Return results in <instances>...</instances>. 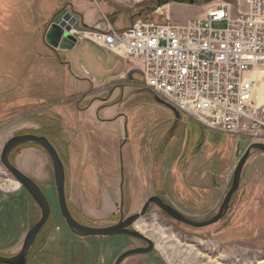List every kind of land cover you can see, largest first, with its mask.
Returning <instances> with one entry per match:
<instances>
[{"label": "rangeland", "instance_id": "obj_1", "mask_svg": "<svg viewBox=\"0 0 264 264\" xmlns=\"http://www.w3.org/2000/svg\"><path fill=\"white\" fill-rule=\"evenodd\" d=\"M219 3V0H41L40 8L56 24L68 14L64 6H73L74 12L70 13L77 20L75 29L81 30L83 24L92 25L103 16L118 28L149 18L174 25L186 24L205 18L207 10ZM159 9L162 14L156 13ZM214 27L223 28L224 24ZM43 37L33 32L30 41L25 40L15 50L17 55L11 56L8 52L0 56V90L8 88L9 93L19 96L13 101V107L28 103L45 110L33 113L37 109L0 106V156L6 142L15 134L36 128L27 121L41 120L55 125V134L59 135L55 145L67 159L68 206L82 224L98 228L111 226L118 222L121 208L124 217H129L139 213L154 196L194 221L215 216L231 188L239 161L249 146L256 143L246 137L210 131L190 118L182 117L176 127L173 113L154 101L153 94L144 88L141 76L128 80L130 71L122 60L106 55L88 41H76L71 51L54 50L47 45L49 50L44 47ZM39 60H47L50 68L38 70ZM51 63L61 64L62 69L53 70ZM119 72V79H111ZM75 95L87 97L81 102L83 110L98 102L103 119L123 116L116 123L106 124L94 119L97 109L84 114L99 144L98 151L85 161L81 152H87L82 148L86 145L80 140L76 144L68 143L70 136L79 133L66 121L74 115L69 106L61 109L55 105ZM76 102L71 103L76 105ZM124 124L129 128L125 145ZM70 145L75 150L72 147L68 152ZM26 147L13 156L14 161L21 170L23 164L34 166L30 176L47 186L44 192L52 199L53 191L48 188L54 184L51 162L40 150L31 145ZM6 178L0 162V194L25 204L20 188L3 185ZM6 213L4 218L0 212L3 218L0 255L13 257L19 254L23 243L20 237L30 226L28 209L11 205ZM59 213L56 210L44 227L35 251L29 255V264H115L121 254L145 245L125 235L77 238L65 228ZM31 218L33 223L36 219ZM132 229L150 239L154 249L149 254L129 257L122 264H264V153L250 154L239 189L227 214L217 224L202 229L189 227L151 205ZM45 242V248L38 254L36 249H41Z\"/></svg>", "mask_w": 264, "mask_h": 264}, {"label": "built area", "instance_id": "obj_2", "mask_svg": "<svg viewBox=\"0 0 264 264\" xmlns=\"http://www.w3.org/2000/svg\"><path fill=\"white\" fill-rule=\"evenodd\" d=\"M219 1L205 18L180 25L149 18L118 28L103 16L81 30L72 17L65 26L139 71L144 88L181 117L264 144V0Z\"/></svg>", "mask_w": 264, "mask_h": 264}, {"label": "water", "instance_id": "obj_3", "mask_svg": "<svg viewBox=\"0 0 264 264\" xmlns=\"http://www.w3.org/2000/svg\"><path fill=\"white\" fill-rule=\"evenodd\" d=\"M181 3H183V1ZM71 17L73 18L72 25H74L77 20L74 18V16L71 13H68L61 19L60 23H56V24L52 23L51 27L48 29L45 35V42L52 49L71 51L76 47V41H77L76 38L73 37L71 34H69L70 28H66L65 26V21H67ZM134 73H138L141 75V73L136 70L129 72V74H134ZM154 101L159 105L168 108L173 113L176 119V123H178V121L181 120L182 118L181 115L172 106H170L169 104H167L166 102L155 96H154ZM26 144H34L41 147L49 156L54 170L55 182L59 196L60 211L67 223V226L74 234L82 238L113 237V236L125 235L135 239L144 240L148 244V247L145 249L137 248L121 254L115 264H121L127 258L135 255L148 254L154 249L153 242L150 239L141 235L138 231L134 229H129L130 226L134 225L139 219H141L146 214L148 207L152 204H156L163 212H165L172 219L193 228L200 229L217 224L227 213L232 197L239 188L242 171L249 159L250 154L253 151H260L264 153V144L262 143H256L249 146V148L246 150L245 154L242 156L241 160L239 161L235 169L233 183L229 193L227 194L218 214L211 220H208L206 222H197L190 220L187 217L183 216L178 211H176L175 209L166 205L158 197H151L148 200V202L145 204L143 210L140 213L135 214L129 217L128 219H126L125 221H121L116 225H112L109 227H102V228H93V227L83 226L77 223L71 216L70 211L66 204L65 193H64L65 192L64 166L61 160L59 159L57 152L55 151L53 146L49 143V141L46 138L37 137L33 135L12 137L10 140H8V142L5 144L2 150L0 156L1 164L15 178V182L22 185L24 189L36 200V202L39 204L41 208L42 217L40 221L28 232L21 252L13 257H6L0 255V264H27V257L31 250V247L35 242L38 233L45 226L50 216L49 203L45 198V196L43 195L40 188L38 187V185L10 163L11 153L17 147Z\"/></svg>", "mask_w": 264, "mask_h": 264}, {"label": "flooded vegetation", "instance_id": "obj_4", "mask_svg": "<svg viewBox=\"0 0 264 264\" xmlns=\"http://www.w3.org/2000/svg\"><path fill=\"white\" fill-rule=\"evenodd\" d=\"M189 2H192V1H189ZM139 76H141L140 74H138V73H134V74H129L128 73V75H127V78H128V80L129 81H133V80H135L137 77H139ZM77 103V104H76ZM75 104L76 105H73L71 102H67L66 104H64L62 107H60L61 109H66L68 106H69V111L74 115V118H68L66 121H68L71 125H70V127H71V129L72 128H75L79 133L78 134H73L72 136H70V139L71 140H69L68 141V143H72V144H76V142L78 141V140H80L81 141V143H82V145H86V146H83L82 148L84 149V150H86L87 152L86 153H83V152H81V155H82V160H90L91 158H92V155H93V153H96L97 151H98V140H97V134L95 133V131L92 129V128H90L91 126L88 124V121L86 122L85 120H84V114H86V113H88L89 112V109H87V107L86 108H84V110L83 109H81V105L79 104V103H81V101H80V99H79V101H77ZM71 107H74V108H72V111H71ZM59 109V108H58ZM57 109V110H58ZM79 110H81V111H79ZM69 112V113H70ZM102 111H101V108L100 109H97L96 111H95V113H94V119L95 120H97V121H101L102 123H106V124H113V123H116L120 118H123V116L122 115H120V116H118V117H115V118H111V119H103V118H101L100 117V113H101ZM175 118V117H174ZM60 120H62V121H65V120H63V119H61V118H59ZM85 121V122H84ZM56 122V121H55ZM54 122V123H55ZM179 122H181V120L180 121H178V123ZM47 124H45L44 122H42L41 120L39 121V120H35V121H33V124L36 126V128H34V129H32V128H26V130H22V131H20L18 134H15V136H23V135H33V136H37V137H43V138H46L48 141H49V143L53 146V148L55 149V151L57 152V154H58V156H59V159L61 160V162L63 163V166H64V170H65V199H66V204H67V207H68V209H69V211H70V214H71V216L73 217V219L77 222V223H79V224H81V225H83V226H87V227H91V226H88V225H85V224H82L81 223V221H79L78 219H77V217L71 212V210H70V208H69V206H68V199H67V190H66V176H67V173H66V164H65V160H67L66 159V157H65V155H63V154H61V152H60V150L56 147V145H55V142L56 141H59V139H57V138H59V135H56L55 134V131H54V128H53V126H55V125H52V124H48V122H46ZM57 123V122H56ZM60 123V122H59ZM58 123V124H59ZM63 123H66V122H63ZM33 125V126H34ZM179 124H177V123H175V126L177 127ZM90 129H91V131H90ZM122 133H123V137H124V140H123V143H124V145L126 144V141H127V138L129 137V128L126 126V124H124V126H123V129H122ZM203 135H204V133H202V137H200V139H202L203 138ZM15 136H13V137H15ZM106 139V138H105ZM79 141V142H80ZM202 141V140H201ZM84 142V143H83ZM101 142V141H100ZM7 143V142H6ZM102 143V142H101ZM29 145H31L32 146V148H35V149H38V150H40L41 152H43L47 157H48V159L50 160V158H49V156L47 155V153L41 148V147H39V146H37V145H34V144H26V145H22V146H20V147H17L12 153H11V155H10V163L14 166V167H16L20 172H22L25 176H27L28 178H30L32 181H34L37 185H38V187L40 188V190L42 191V193H43V195L45 196V198L47 199V201H48V203H49V206H50V216H49V219H48V221H47V223L45 224V226L48 224V222L51 220V218L52 217H54V212H56V210L58 211V213L59 214H61V211H60V203H59V196H58V190H57V186H56V182H55V176H54V170H53V166H52V163H51V166H52V176H53V178H54V180H53V182H54V184H53V186H52V184H50L49 186H48V188H51V190L53 191V197H52V199H50L49 198V195L48 194H46V192H44V189L43 188H47V186L46 185H42V184H40L39 182H38V180H36L35 178H33V177H31L30 175H28L27 173H25L23 170H21L17 165H16V163H15V161H14V158H13V156L14 155H16V154H19V152L21 151V149L23 148V147H26V148H31V147H28ZM65 145V144H64ZM201 146V145H200ZM200 146H198V147H200ZM74 148V150H75V147L73 146V145H70L69 147H68V152L70 151V150H72L71 148ZM197 147V146H196ZM186 150H185V152L187 153L188 152V147H186L185 148ZM100 150H102V147H100ZM81 151V150H80ZM2 153V152H1ZM102 154V153H101ZM68 155H69V158H70V153H68ZM100 156V155H99ZM98 156V157H99ZM120 156H121V154H120ZM100 158V157H99ZM121 161H122V157H121ZM1 162V161H0ZM51 162V161H50ZM3 166V165H2ZM3 168H4V171H5V177H8V178H6V179H4L3 181H4V183H3V185L4 186H9V188H15V186H16V188H20V191L22 190V193L24 194V200H25V204H21L20 202H17V201H12V200H10V198L9 197H7L6 195H2V194H0V212H2V213H4V218H7L6 216H7V211H8V208H9V206H11V205H16V207L19 205L20 207L21 206H26V208L28 209V213H27V221L30 223V226H28V228L26 229V231H25V233L23 234V236L22 237H20L21 239H23L22 241H23V243H22V246H21V249H20V252H21V250H22V248H23V245H24V242H25V239H26V236H27V234H28V232L40 221V219H41V217H42V211H41V208H40V206H39V204L36 202V200L24 189V187L22 186V185H20V184H18L17 182H15V178L8 172V170L3 166ZM233 178H234V176H233ZM121 179H122V182H123V164H122V162H121ZM14 184V185H12V184ZM233 183V182H232ZM240 186V185H239ZM231 187H232V185H231ZM231 189V188H230ZM239 189V188H238ZM230 191V190H229ZM229 191H228V193H229ZM238 191V190H237ZM227 193V194H228ZM235 195V194H234ZM234 195H233V197H234ZM227 196V195H226ZM154 197H158V196H154ZM233 197H232V199H233ZM159 199H161L160 197H158ZM226 198V197H225ZM225 198H224V200H225ZM150 199V198H149ZM148 199V200H149ZM148 200L145 202V204L148 202ZM166 205H168V206H170L169 204H167L163 199H161ZM224 200H223V202H224ZM223 202H222V204H223ZM231 202H232V200H231ZM231 202H230V205H231ZM33 203V204H32ZM145 204H144V206H145ZM222 204H221V206H222ZM152 205H156V204H152ZM121 206L123 207V198L121 199ZM144 206H143V208H144ZM151 206V205H150ZM149 206V207H150ZM157 206V205H156ZM221 206H220V208H221ZM149 207H148V209H149ZM158 207V206H157ZM171 208H173L172 206H170ZM143 208H142V210H143ZM159 208V207H158ZM220 208H219V210H220ZM229 208H230V206H229ZM148 209H147V212H148ZM174 209V208H173ZM141 210V211H142ZM161 210V209H160ZM176 210V209H175ZM229 210V209H228ZM54 211V212H53ZM140 211V212H141ZM162 211V210H161ZM177 211V210H176ZM139 212V213H140ZM147 212H146V214H147ZM163 212V211H162ZM219 212V211H218ZM228 212V211H227ZM164 214H166L165 212H163ZM180 213V212H179ZM136 214H138V213H136ZM145 214V215H146ZM218 214V213H217ZM216 214V215H217ZM227 214V213H226ZM225 214V215H226ZM133 215H135V214H133ZM133 215H131V216H133ZM144 215V216H145ZM167 215V214H166ZM183 215V214H182ZM215 215V216H216ZM131 216H129V217H131ZM144 216L142 217V218H144ZM168 216V215H167ZM184 216V215H183ZM215 216H213L212 218H214ZM31 217H33V219L35 220L33 223L32 222H30V219H32ZM61 217H62V219H63V221H64V223H65V228L72 234V235H74V236H76L77 238H80V239H86V238H82V237H79V236H77L76 234H74L70 229H69V227L67 226V223H66V221H65V219H64V217L62 216V214H61ZM129 217H124V214H123V208H121V211H120V217H119V220H118V222L117 223H115V224H113V225H116V224H118V223H120L121 221H125L126 219H128ZM225 217V216H224ZM223 217V218H224ZM141 218V219H142ZM171 218V217H170ZM211 218V219H212ZM222 218V219H223ZM1 219H3L2 217L0 218V220ZM141 219H139L137 222H139ZM189 219V218H188ZM211 219H209V220H211ZM191 220V219H190ZM194 221V220H193ZM206 221H208V220H205V221H197V222H206ZM136 222V223H137ZM29 223H28V225H29ZM183 224V223H182ZM185 225V224H184ZM44 226V227H45ZM112 226V225H111ZM134 225H132V226H130L129 227V229H132V227H133ZM188 226V225H187ZM44 227L41 229V231L38 233V235H37V237H36V240H35V242L33 243V245H32V247H31V250H30V252H29V254H28V257H27V264H29L30 263V260H29V255L33 252V251H35V248H36V246H37V242H38V240H39V238H40V235L42 234V232H43V229H44ZM107 227H109V226H107ZM190 227V226H189ZM210 227V226H209ZM93 228H98V227H93ZM205 228H207V227H205ZM198 229V228H197ZM200 229H202V228H200ZM129 237V236H128ZM87 238H89V237H87ZM96 238H106V237H96ZM108 238V237H107ZM138 240H140V241H142V242H144V247H140V248H147L148 247V244L144 241V240H141V239H138ZM46 244H47V242H45L44 243V246L41 248V249H36V251L38 252V254L39 253H41L42 252V250L45 248V246H46ZM153 245H154V243H153ZM204 251H207V252H209L210 251V249H206V248H204ZM19 252V253H20ZM152 252V251H151ZM149 254V253H148ZM143 255H145V254H143ZM136 256V255H135ZM128 259V258H127ZM123 263V262H122ZM121 263V264H122Z\"/></svg>", "mask_w": 264, "mask_h": 264}, {"label": "crops", "instance_id": "obj_5", "mask_svg": "<svg viewBox=\"0 0 264 264\" xmlns=\"http://www.w3.org/2000/svg\"><path fill=\"white\" fill-rule=\"evenodd\" d=\"M40 4H41V0H0V56L4 55L5 53L7 54L8 52L11 56L17 55L15 50L22 47L25 44L24 42L25 40L30 41V36L33 32H36V34L39 33V35L41 33V39H42V34H43L44 36L43 38L45 41V35L48 29L50 28V26L52 25L53 21L50 18L51 16L50 14L48 15V14L42 13L43 11L40 8ZM69 6H64L66 7L64 10L68 11L67 13L74 12L73 6H71L70 9H69ZM95 23L97 22L95 21L93 24ZM44 47H46L49 50L51 49L47 46V44H45ZM8 49H10V51H8ZM37 65H38V70H41V71H43V69L50 68V67L48 68L49 63L47 62V60H44L43 62L39 60ZM51 65L53 67V70L55 71L57 69H62L61 64L58 65V64L51 63ZM64 65L66 66V62L64 63ZM123 66H125V68H128L127 65H123ZM119 74L120 72L116 75H112L111 79L113 78L119 79L120 78ZM122 76H124V74H122ZM2 89L3 88L1 87L0 106L1 105L3 107L9 106L10 108H15V109H24V108L37 109V110H33V113L34 112L38 113L39 111H42V112L45 111L44 109H38L39 106L35 104H28V103H27L28 105L26 104L24 106L13 107L12 105L13 101L18 99L19 96L9 93L8 88L6 91H3ZM84 95H78V96L75 95L74 97H69L63 100H59L55 102L56 103L55 105H58L60 108L67 102H72L74 100L79 101V99L81 102L84 103V100L87 98V97L83 98ZM114 95H115V91L112 92V96ZM26 96L27 95L25 94V96L23 97H26ZM83 103L80 104L81 107ZM97 103L98 102H94L93 104H90L87 107V109H89V111H91L92 109H100L101 107L98 108V106L96 105ZM48 108L50 110L53 107H48ZM27 124L31 126L34 125L33 121L32 122L27 121ZM21 166L23 169H27V171L22 169L25 173H27L28 175L32 174V170L34 166L29 167L27 164L26 166L24 164Z\"/></svg>", "mask_w": 264, "mask_h": 264}, {"label": "bare ground", "instance_id": "obj_6", "mask_svg": "<svg viewBox=\"0 0 264 264\" xmlns=\"http://www.w3.org/2000/svg\"><path fill=\"white\" fill-rule=\"evenodd\" d=\"M258 98H259V101L260 103L264 102V83L262 84V86L259 88V91H258ZM14 185V184H12ZM10 186V185H9ZM7 186V187H9Z\"/></svg>", "mask_w": 264, "mask_h": 264}, {"label": "trees", "instance_id": "obj_7", "mask_svg": "<svg viewBox=\"0 0 264 264\" xmlns=\"http://www.w3.org/2000/svg\"><path fill=\"white\" fill-rule=\"evenodd\" d=\"M154 96V95H153Z\"/></svg>", "mask_w": 264, "mask_h": 264}]
</instances>
